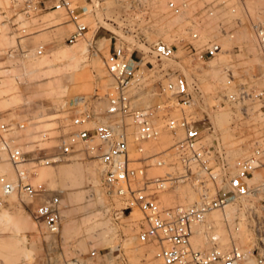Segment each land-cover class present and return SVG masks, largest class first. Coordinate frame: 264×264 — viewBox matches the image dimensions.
<instances>
[{
    "label": "built area",
    "instance_id": "built-area-1",
    "mask_svg": "<svg viewBox=\"0 0 264 264\" xmlns=\"http://www.w3.org/2000/svg\"><path fill=\"white\" fill-rule=\"evenodd\" d=\"M164 7L162 10V0H22L20 9L26 17L46 9L63 11L73 24L65 37L69 44L85 38L93 29L92 54H99L93 46H101L98 33L104 32L109 49L102 60L113 85L110 93L81 94L64 104L69 113L65 124L69 131L57 136L48 154L29 155L36 150L23 151L13 138L1 134L23 129V123H0V144L15 172L14 179L0 175L1 191L4 195L15 192L26 197L41 196L46 190L44 185L29 181L34 168L56 164L83 150L104 163L102 185L114 203L104 207L103 215L136 224V243L154 244L153 257L160 264H242L250 256L256 264H264L263 184L248 187L245 183L255 170L264 169V70L250 78L245 72L239 74L231 64L223 69L224 81L215 91L203 90L199 79L191 76L173 98L137 106L134 98L143 80L137 67L144 53L135 46H149L150 52L161 46L159 38L151 37L166 31V16H182L189 2L164 0ZM260 13L251 28L264 62V0ZM183 32L185 36L175 37V43L169 46L183 48L192 66L204 65L222 52L215 39L200 38L193 22ZM42 52L39 46L34 54ZM6 54L14 58L29 53L16 46ZM164 93L162 87L159 94ZM218 107L231 111L229 126L234 141L243 138V143L250 144L246 156L230 158L227 143L211 116ZM172 109L178 113L171 115ZM199 122L205 123L200 126ZM178 130H184L185 137L161 152L149 154L141 144L156 140L163 132L174 134ZM166 165L170 169L160 175L147 173L149 168ZM184 183L195 191L197 200L164 204L163 194ZM229 203L236 205L237 214L233 221L223 218L224 240L209 215ZM132 210H138L141 217L130 220ZM61 212L58 194L44 198L33 209L34 218L44 223L49 233L59 231ZM241 213L251 233L248 244H241L237 236ZM193 237L204 244L193 245ZM109 253L99 254L90 248L81 257L49 260L47 264H105ZM123 260L118 245L116 261L124 264Z\"/></svg>",
    "mask_w": 264,
    "mask_h": 264
},
{
    "label": "rangeland",
    "instance_id": "rangeland-1",
    "mask_svg": "<svg viewBox=\"0 0 264 264\" xmlns=\"http://www.w3.org/2000/svg\"><path fill=\"white\" fill-rule=\"evenodd\" d=\"M187 1L189 7L185 13L176 18L168 15L164 34L151 37V40L159 38L161 46L152 49V52L143 45L135 46L144 53L137 67L138 73L143 74L142 85L134 98L137 106L154 105L167 97L173 98L175 93L172 92L183 87V77L195 76L201 80L205 90L207 88L211 91L215 84L223 83L222 69L226 65L232 64L239 74L245 72L250 78L264 70V62L251 28L252 22L261 17L262 0ZM21 2L0 0V123L19 122L24 124V128L1 134L4 138H13L23 151L36 150L29 155H42L52 152L57 136L69 131L65 126L69 116L64 106L66 102L81 94L104 95L112 91L113 80L102 60L108 52L109 40L107 37L102 38L104 32L100 31L98 37H101L102 47L93 46L99 52V55H94L88 44L93 29L86 39L69 44L65 42V37L73 24L63 11L46 9L32 12L26 17L21 13ZM162 4L163 7L164 0ZM209 12L212 14L209 15ZM190 22L194 23L202 40L215 39L227 51L226 54L204 65H190L183 48L169 46L175 43V37L185 36L183 28ZM220 27L224 31H220ZM16 46L27 50L29 54L8 57V50ZM39 46L43 47V52L35 55ZM79 50L85 53L73 59L72 56ZM170 50L172 54H169ZM170 78L166 87V81ZM162 87L166 93L160 95ZM230 112L228 108H219L211 116L227 143L230 158L235 159L246 156L251 146L247 142L243 143V138L234 141L229 126ZM177 113V109L170 112L171 115ZM198 117L202 115L198 114ZM204 123L199 122L198 125ZM185 135L184 130L174 134L163 133L158 141L156 139L155 142L141 144L147 153L155 154L169 148ZM2 148L0 144V175L14 179V168L6 160ZM34 169L29 181L44 185L46 190L41 196H7L0 188V215L8 213L10 220L8 225L0 222V264H47L49 260L81 257L90 248H95L99 254L110 251L105 264H121L116 261L115 247L118 245L123 252L124 264H156L157 260L153 257L156 246L136 243V224L123 219L114 221L103 215L104 207L114 203L102 185L103 161L79 150L69 159ZM61 169L66 170L67 175H60ZM169 169L167 165L152 167L147 173L160 175ZM256 172L261 178L255 181L253 176L245 181L246 186L263 184L261 190L264 192V169ZM54 194H58L62 202L60 233H49L44 223L41 224L33 215L35 205ZM195 200L197 194L185 183L163 194V203L166 205ZM135 214L141 217L140 212L134 210L130 220L136 219ZM236 214L237 208L233 203L225 210H217L211 215L224 240L226 233L223 218L233 221ZM242 218L240 214L237 236L241 244H248L251 233ZM22 237L26 238L25 244L21 241ZM194 242L195 246L203 245L196 239ZM243 264H256V260L250 256Z\"/></svg>",
    "mask_w": 264,
    "mask_h": 264
},
{
    "label": "bare ground",
    "instance_id": "bare-ground-1",
    "mask_svg": "<svg viewBox=\"0 0 264 264\" xmlns=\"http://www.w3.org/2000/svg\"><path fill=\"white\" fill-rule=\"evenodd\" d=\"M163 5V4H162ZM163 8V10H165V7L163 6L162 7ZM55 12H56V10H54ZM168 16V15H167ZM166 16V17H167ZM176 17H179V16H175V17H173V18H176ZM91 31V30H90ZM90 31L89 32H87L86 33V35H85V38H83V39H81V40H84V39H86V36L88 35V33H90ZM164 32V31H163ZM163 32H160L161 34L163 33ZM164 34V33H163ZM105 35V34H104ZM100 38L101 37H98V42L101 44V41H100ZM81 40H79L78 42H80ZM88 44H89V48H90V45H91V38H90V40H88ZM102 47V46H101ZM107 47H109L108 45H107ZM147 50H148V47L147 46H144ZM226 50H224V48L222 47V52H220L216 57H214V61H215V59L216 60H218L223 54H226ZM85 53V51L84 50H79L78 52H76V53H74V56H72V58L74 59V58H78V57H80L81 55H83ZM166 54H168L167 52H166ZM169 54H172V52H171V50H170V53ZM94 55H97V54H94ZM99 55V54H98ZM189 62V61H188ZM213 62V61H212ZM211 62V63H212ZM210 63V64H211ZM190 64V63H189ZM191 65V64H190ZM228 66H231V64L230 65H226V67H228ZM225 68V67H224ZM223 68V69H224ZM223 69H222V76L224 77V74H223ZM215 74V73H214ZM216 75V74H215ZM191 76L190 77H183V87L185 86V82L187 81V82H190L191 81ZM171 80V78L170 79H168L167 81H166V87H168V83L167 82H169ZM199 82H200V87L203 89V90H205L204 89V87H203V85H202V82H201V80L199 79ZM207 85V84H206ZM206 85H205V88H206ZM218 85H220L219 83H217V84H215V88H213L210 92H212V91H215L217 88H218ZM222 85V84H221ZM179 89H175L172 93L174 94V93H176L177 91H178ZM205 91H208L207 90V88H206V90ZM219 108H224V107H218L217 109H219ZM226 108V107H225ZM216 109V110H217ZM215 110V111H216ZM229 110V109H228ZM230 115H231V112H230ZM224 119V118H223ZM164 133V132H163ZM162 133V134H163ZM165 133H167V132H165ZM161 134V135H162ZM161 137H159V138H157V141L160 139ZM151 142V141H150ZM153 142H155L154 140H153ZM238 146H241V144H239ZM238 149V148H237ZM11 165V164H10ZM0 166H1V164H0ZM12 166V165H11ZM13 167V166H12ZM14 168V167H13ZM13 169H11L10 170V172L11 173H13V171H12ZM61 172L59 173L60 175L61 174H66L67 175V171L66 170H64V169H61L60 170ZM256 171H258V170H255L254 172H253V174H252V176H250V177H248L247 179H245V181L247 182V180L248 179H250V178H252L253 176H254V179L253 180H255V181H258L261 177H260V175H258V174H256L257 172ZM9 172V173H10ZM9 175H11V174H9ZM13 175H15L14 173H13ZM43 175V174H42ZM44 175H45V172H44ZM250 182L252 181V180H249ZM250 182H249V184H250ZM253 182V181H252ZM12 194H16L15 192H13V193H10V194H8L7 196H9V195H12ZM230 204H233V203H229L228 205H226L225 206V208H224V210L226 209V207L227 206H229ZM132 211H134V210H132ZM131 211V212H132ZM215 211H217V210H214V211H212L211 213H210V215H209V219L210 220H212V221H214L212 218H211V215L215 212ZM234 213V212H233ZM242 214V213H241ZM131 215V214H130ZM136 215V214H135ZM228 215V214H227ZM135 218L136 219H139L140 218V216L139 215H136L135 216ZM242 219H244V218H242ZM244 221V220H243ZM0 222L2 223H6L7 225L9 224V222H10V220H9V214L8 213H4V214H1L0 215ZM215 222V225L217 226V223H216V221H214ZM42 224V223H41ZM61 229H62V226L60 227V229H59V231H58V233H60L61 232ZM198 240V241H201V243L202 244H204L203 243V240H201V239H199V238H196V237H193L192 238V243H193V245L195 244V242H194V240ZM21 241H22V243L23 244H25L26 243V238L25 237H22L21 238ZM196 246H202V245H196ZM116 248V247H115ZM114 248V249H115ZM249 258V257H248ZM247 258V259H248ZM247 259H245L244 261H243V263L247 260ZM242 263V264H243ZM156 264H160L158 261L156 262Z\"/></svg>",
    "mask_w": 264,
    "mask_h": 264
},
{
    "label": "crops",
    "instance_id": "crops-1",
    "mask_svg": "<svg viewBox=\"0 0 264 264\" xmlns=\"http://www.w3.org/2000/svg\"><path fill=\"white\" fill-rule=\"evenodd\" d=\"M102 38H106L107 36H105V35H103V36H101Z\"/></svg>",
    "mask_w": 264,
    "mask_h": 264
}]
</instances>
